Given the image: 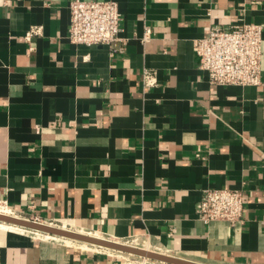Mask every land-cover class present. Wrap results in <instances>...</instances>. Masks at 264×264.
<instances>
[{"label":"crops","instance_id":"crops-1","mask_svg":"<svg viewBox=\"0 0 264 264\" xmlns=\"http://www.w3.org/2000/svg\"><path fill=\"white\" fill-rule=\"evenodd\" d=\"M70 1L0 0L4 208L201 264H264V0H87L118 4L124 52L72 44ZM239 23L263 27L262 84L212 85L194 42ZM221 188L245 194L243 223L197 217ZM14 232L0 226V264H163Z\"/></svg>","mask_w":264,"mask_h":264},{"label":"built area","instance_id":"built-area-1","mask_svg":"<svg viewBox=\"0 0 264 264\" xmlns=\"http://www.w3.org/2000/svg\"><path fill=\"white\" fill-rule=\"evenodd\" d=\"M69 9L68 39L72 44L106 45L124 52L126 41L121 38L122 17L116 2L71 0ZM40 34L41 27H33L25 37L30 41ZM151 34V28L146 27L142 39L146 41ZM262 43V26L239 23L228 28L211 27L206 37L195 40L194 50L200 70L208 74L212 85L256 87L262 84ZM142 80L145 87L159 84L156 72L149 69L143 70ZM196 212L205 224L224 221L236 226L244 222L245 194L230 188L206 189Z\"/></svg>","mask_w":264,"mask_h":264},{"label":"water","instance_id":"water-1","mask_svg":"<svg viewBox=\"0 0 264 264\" xmlns=\"http://www.w3.org/2000/svg\"><path fill=\"white\" fill-rule=\"evenodd\" d=\"M0 222L15 225L18 227L25 228L27 230L40 232L44 234H48L51 236L69 239L72 241H77L101 248H106L110 250H114L120 253L129 254L133 256H137L140 258H144L147 260H151L154 262H159L163 264H201L194 261H190L187 259L174 257L165 255L162 253L150 251L144 248L135 247L132 245L124 244V243H118L115 241L86 235L83 233L71 231L65 228L56 227L53 225L41 223L35 220L22 218L19 216H13V215H5L0 213Z\"/></svg>","mask_w":264,"mask_h":264},{"label":"rangeland","instance_id":"rangeland-1","mask_svg":"<svg viewBox=\"0 0 264 264\" xmlns=\"http://www.w3.org/2000/svg\"><path fill=\"white\" fill-rule=\"evenodd\" d=\"M0 206H1V209H2V211H5L6 213H8L9 215H13V216H17V215H15V213H13L12 211V213L10 212V211H8V210H6L3 206H2V204H0ZM2 224V222H0V225ZM28 232H25L26 234H30V235H33L34 237H39V238H41V239H52V238H55V236H50L49 238H47L45 235L46 234H44V233H40L39 235H36V234H31V230H27ZM34 232V231H33ZM36 233V232H35ZM58 239H61V238H58ZM62 241H63V239H62ZM68 242H72V241H68ZM137 244L138 243H136V244H134L133 246H136L137 247ZM82 245V244H81ZM88 245V244H87ZM88 247H89V245H88ZM90 247H92V246H90ZM117 254H119V255H122V256H124L126 259H127V261H128V263H132V262H144V258H140V257H137V256H133V255H129V254H124V253H120V252H116ZM148 261V263L150 262V263H155L154 261H151V260H146V262Z\"/></svg>","mask_w":264,"mask_h":264},{"label":"bare ground","instance_id":"bare-ground-1","mask_svg":"<svg viewBox=\"0 0 264 264\" xmlns=\"http://www.w3.org/2000/svg\"><path fill=\"white\" fill-rule=\"evenodd\" d=\"M0 213L1 214H5V215H9L8 213H6L5 211H2V209H1V206H0ZM0 226H2V227H4V228H6V229H8V230H11V231H15V232H26L27 231V229H25V228H22V227H18V226H15V225H10V224H6V223H2ZM14 232V233H15ZM21 234V233H20ZM37 234L39 235L40 234V232H37ZM47 238H49L51 235H48V234H46L45 235ZM52 237V236H51ZM65 241H72V240H69V239H65ZM69 243H71V242H69ZM82 245H84L85 247H88V245L87 244H82Z\"/></svg>","mask_w":264,"mask_h":264}]
</instances>
